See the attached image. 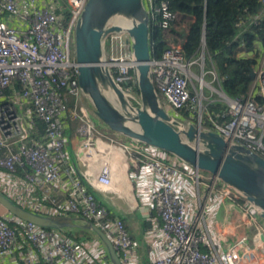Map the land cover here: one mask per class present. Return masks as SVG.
Returning a JSON list of instances; mask_svg holds the SVG:
<instances>
[{
	"label": "built area",
	"instance_id": "obj_1",
	"mask_svg": "<svg viewBox=\"0 0 264 264\" xmlns=\"http://www.w3.org/2000/svg\"><path fill=\"white\" fill-rule=\"evenodd\" d=\"M142 1L149 21L165 30L178 17L167 0ZM86 2L0 0V191L34 212L94 224L122 264H140L141 254L132 227L108 200L123 201L142 223L147 264H264L260 209L239 190L158 147L118 140L96 127L74 53V28ZM64 12L69 18L62 25ZM121 19L128 20L115 16L109 23L120 25ZM253 51L258 56L247 94L229 97L214 68L205 67L203 50L186 59L178 44L167 46L150 61L160 104L184 124L199 123L264 157V43L238 56L252 57ZM102 62L124 97L138 106L126 30L108 34ZM204 88L225 104L221 113L208 110L212 98L197 92ZM219 211L224 222L217 219ZM0 264L111 262L98 240H76L6 211L0 213Z\"/></svg>",
	"mask_w": 264,
	"mask_h": 264
},
{
	"label": "water",
	"instance_id": "obj_2",
	"mask_svg": "<svg viewBox=\"0 0 264 264\" xmlns=\"http://www.w3.org/2000/svg\"><path fill=\"white\" fill-rule=\"evenodd\" d=\"M115 16L132 19L127 29L135 57L140 104L133 106L119 90L102 62L108 34L121 30L109 23ZM150 21L142 0H87L74 28V53L79 87L94 114L108 130L158 147L190 166L216 175L239 190L260 209L264 221V157L239 144H229L199 123L173 118L160 104L150 72ZM204 41V34L202 36ZM250 76H254L250 69ZM114 93L115 102L110 96ZM0 205L12 215L47 229L80 226L92 230L104 244L111 264H122L108 237L92 223H76L61 215L29 210L0 191Z\"/></svg>",
	"mask_w": 264,
	"mask_h": 264
},
{
	"label": "trees",
	"instance_id": "obj_3",
	"mask_svg": "<svg viewBox=\"0 0 264 264\" xmlns=\"http://www.w3.org/2000/svg\"><path fill=\"white\" fill-rule=\"evenodd\" d=\"M167 1L169 9L178 17L167 30L150 22L151 57L159 58L167 46L175 44L180 46L186 59L197 57L203 50L205 67L214 68L221 91L229 97L245 96L252 80L250 69L254 66L258 54L256 51H253L255 54L252 57H239L238 54L244 50H254L255 43H264L262 1ZM63 16L62 25H65L69 14L64 12ZM207 108L216 115L225 109V104L213 100L208 102ZM183 112L184 116L188 114L187 111ZM95 194L99 196L97 192ZM121 215L125 219V216Z\"/></svg>",
	"mask_w": 264,
	"mask_h": 264
},
{
	"label": "rangeland",
	"instance_id": "obj_4",
	"mask_svg": "<svg viewBox=\"0 0 264 264\" xmlns=\"http://www.w3.org/2000/svg\"><path fill=\"white\" fill-rule=\"evenodd\" d=\"M106 54L109 53V50L106 49ZM192 70L198 72L199 71V67L197 65H193ZM204 78L207 80V81H210L211 77L209 75H206L204 76ZM191 84H193L194 87H197L198 86V81H196V79H191ZM215 87H217V85H213ZM199 93V95H209V92H208V89L207 88H204L201 93L199 91H197ZM212 97L215 99L217 98V94H213ZM88 112L90 114V116L92 117V120L94 121L96 127L98 129H100L101 131H103L106 135L108 134H111L113 135L116 139L118 140H123L125 142H131L132 139L128 138V137H124L118 133H115L111 130H108L106 125L104 123H102L100 121V119L94 114V110H93V107L92 105L90 104V102L88 101ZM67 134H69V132L67 131ZM121 200H116L115 201V204L117 206H120L121 208L120 209H123L125 210V214H131L129 212V208L128 206L122 201L120 204ZM108 203L109 205H113V201L111 200H108ZM145 210V208L143 209ZM221 210V209H220ZM133 214V213H132ZM217 219L221 222H224L225 219H223L222 217V213L219 211V213L217 214ZM132 220H130L131 222ZM62 232H64L66 235H68L70 238H73V239H76V240H81L82 237H87V238H91V239H94V240H98L100 241V246L101 247H104V244L102 243V241L97 237L96 234H94V232L92 230H89V229H83V228H80L79 226H71V227H65L63 229H61ZM76 233H79L78 235H75ZM140 240V244L138 245L139 246V249H140V264H147V252H146V248H145V244L143 243V240L142 238L139 239ZM231 242V241H228V243Z\"/></svg>",
	"mask_w": 264,
	"mask_h": 264
},
{
	"label": "crops",
	"instance_id": "obj_5",
	"mask_svg": "<svg viewBox=\"0 0 264 264\" xmlns=\"http://www.w3.org/2000/svg\"><path fill=\"white\" fill-rule=\"evenodd\" d=\"M211 91L212 90L208 89L209 95H206V96H210V98H212L211 100H213L214 98L212 97V95L215 94L216 92L215 91L211 92ZM113 205H114V207L112 205H109L110 208L117 210L120 214H123L125 216L126 222H128L129 226L132 227L131 228L132 229V235H133L134 239L136 240V242L139 245L140 244L139 243L140 242L139 239L142 238V234H141V231H142V223L140 221H138L137 218L132 213L131 214H125V212H124L125 210L120 209L121 208L120 206H117L115 203H113ZM5 212H6V210L0 205V213L3 214ZM130 220H132V221L130 222ZM232 238H233V233L232 234L229 233L228 234V241H230Z\"/></svg>",
	"mask_w": 264,
	"mask_h": 264
},
{
	"label": "bare ground",
	"instance_id": "obj_6",
	"mask_svg": "<svg viewBox=\"0 0 264 264\" xmlns=\"http://www.w3.org/2000/svg\"><path fill=\"white\" fill-rule=\"evenodd\" d=\"M117 23H120V28L121 29H123V30H126L127 31V29L130 27V26H132L133 25V21H132V19H129L128 18V20H126V19H121V20H119ZM114 101H115V99H114V93H112V95L110 96ZM126 98H128V96H126Z\"/></svg>",
	"mask_w": 264,
	"mask_h": 264
}]
</instances>
